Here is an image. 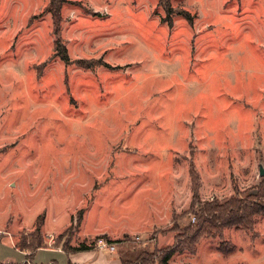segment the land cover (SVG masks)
Returning <instances> with one entry per match:
<instances>
[{
    "label": "rangeland",
    "instance_id": "374dc122",
    "mask_svg": "<svg viewBox=\"0 0 264 264\" xmlns=\"http://www.w3.org/2000/svg\"><path fill=\"white\" fill-rule=\"evenodd\" d=\"M50 1L0 0V264H37L20 250L40 223L59 252L160 264L176 244L168 264H264V212L249 228L199 217L259 200L264 0H65L58 20Z\"/></svg>",
    "mask_w": 264,
    "mask_h": 264
},
{
    "label": "trees",
    "instance_id": "16d2710c",
    "mask_svg": "<svg viewBox=\"0 0 264 264\" xmlns=\"http://www.w3.org/2000/svg\"><path fill=\"white\" fill-rule=\"evenodd\" d=\"M65 0H51L49 3L50 10L53 15V19H59L60 17V10L62 7V3ZM161 2L163 0H160ZM168 11H172V6L168 7ZM182 13H185L186 16L190 17V14L187 10L182 9ZM57 44H59V40L56 41ZM66 57H63L64 59H68V54H65ZM264 180L260 183L259 185V191L256 194L258 196L257 201L251 202L247 201L246 198H235L231 197L228 198L227 200L223 202H219L216 200L212 201H205L202 204L201 207V213H199V217L203 219L204 221H207L206 223L210 224L214 222L215 220L219 221L223 226L227 227L228 225H233L236 224L237 226H245L246 228H249V223L252 222V214H262L264 211V203L261 200H264ZM257 198V197H256ZM205 213V214H204ZM195 218V217H194ZM76 227H78L80 223V215L77 219ZM197 218H195V221ZM205 222H202L201 225L198 226V230H201ZM211 226V224H210ZM212 228V226L210 227ZM203 230V229H202ZM205 230V229H204ZM41 223L36 226L34 231L31 233V239L30 241H27L26 238H24L21 241V246L22 249L25 248H31V250H35L34 252H31L29 257L33 258L35 255V252L38 248L44 247V238L41 234ZM198 234V232L196 233ZM103 236H105L103 234ZM109 242V241H108ZM66 251H79V250H86V249H91L92 245H87V244H81L80 246H73V245H65L64 247ZM176 244H172L166 248L165 253L160 256L159 262L160 264H168L169 258L174 254L176 251ZM162 254V251L161 253ZM139 258V256H138ZM138 258L135 259L138 262ZM133 259L130 258H122V264H130L133 263Z\"/></svg>",
    "mask_w": 264,
    "mask_h": 264
},
{
    "label": "crops",
    "instance_id": "0c3cea01",
    "mask_svg": "<svg viewBox=\"0 0 264 264\" xmlns=\"http://www.w3.org/2000/svg\"><path fill=\"white\" fill-rule=\"evenodd\" d=\"M257 114L255 113L254 116L250 117V120H249V124H253V119L255 117V119L257 120ZM247 123L244 122L242 123L240 119L237 120V129H236V132H235V135H240L241 133H246L248 129ZM44 249H47V250H51V249H56V248H53V247H41V248H38L35 252V255L33 257L34 261L37 262V264H42V263H46V262H54V263H57L58 264V261L59 262H63L66 260V263H77V264H122V258H124L122 256V258H118V259H111V258H108V257H105L102 255V251L101 250H96V249H86V250H79V251H74V252H70V253H67L65 252L64 250L60 249V251L62 252H59L58 249V252L62 254V256L60 258H51L49 259L48 261H43V260H37V257H38V252L41 251V250H44ZM22 252H25L24 249L20 250ZM26 255L30 254V253H24ZM58 260V261H56ZM59 263V264H61ZM62 263V264H63Z\"/></svg>",
    "mask_w": 264,
    "mask_h": 264
},
{
    "label": "built area",
    "instance_id": "2783aa9c",
    "mask_svg": "<svg viewBox=\"0 0 264 264\" xmlns=\"http://www.w3.org/2000/svg\"><path fill=\"white\" fill-rule=\"evenodd\" d=\"M96 242H97L96 243L97 247L100 249H108L110 251L115 250V244L108 242L104 237H99ZM25 262L28 264H32L31 261L28 260V258L24 259V263ZM19 264H22V263H19ZM49 264H53V262H49ZM72 264H77V263H72Z\"/></svg>",
    "mask_w": 264,
    "mask_h": 264
},
{
    "label": "water",
    "instance_id": "95a60500",
    "mask_svg": "<svg viewBox=\"0 0 264 264\" xmlns=\"http://www.w3.org/2000/svg\"><path fill=\"white\" fill-rule=\"evenodd\" d=\"M260 171H261V174L264 175V168L263 167H260Z\"/></svg>",
    "mask_w": 264,
    "mask_h": 264
}]
</instances>
